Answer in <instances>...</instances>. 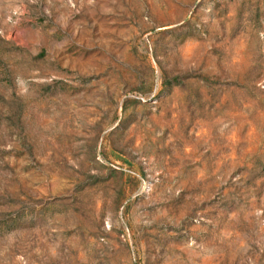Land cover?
Here are the masks:
<instances>
[{
	"label": "rangeland",
	"instance_id": "rangeland-1",
	"mask_svg": "<svg viewBox=\"0 0 264 264\" xmlns=\"http://www.w3.org/2000/svg\"><path fill=\"white\" fill-rule=\"evenodd\" d=\"M0 264H264V0H0Z\"/></svg>",
	"mask_w": 264,
	"mask_h": 264
}]
</instances>
